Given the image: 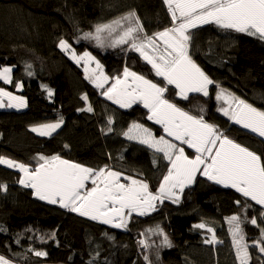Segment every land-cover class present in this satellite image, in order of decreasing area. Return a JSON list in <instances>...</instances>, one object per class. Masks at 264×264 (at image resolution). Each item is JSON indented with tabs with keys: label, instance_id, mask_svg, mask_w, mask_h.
<instances>
[{
	"label": "trees",
	"instance_id": "obj_1",
	"mask_svg": "<svg viewBox=\"0 0 264 264\" xmlns=\"http://www.w3.org/2000/svg\"><path fill=\"white\" fill-rule=\"evenodd\" d=\"M135 10L145 30L151 34L169 26L170 17L162 0H0V66L15 65L13 79L23 83L22 94L27 98L24 111H0V156L23 162L32 167L39 155H60L64 159L92 168L104 165L145 179L153 191L165 173L163 160L153 165V154L146 146L125 139L121 133L133 121L144 124L157 135L159 125L147 120V110L134 104L120 108L108 102L100 90L84 78L77 66L58 47L61 37L73 43L78 52L90 51L103 65L107 75L122 74L125 65L147 78L160 82L151 68L137 53L120 48L99 49L88 42L75 43L82 32L92 31L98 23H107ZM205 27L193 30L190 55L203 71L224 89L264 110V41L232 30ZM32 65L33 76L25 71ZM54 91L49 99L45 87ZM11 90L12 85H8ZM209 97L200 94L187 101L166 95L178 105L192 111L201 104L204 118L218 125L226 135L264 158V143L260 137L228 121L216 109L215 88ZM87 94L93 112L79 111L86 107L81 96ZM200 113H197V115ZM114 123L113 132L105 135L107 118ZM63 117L64 124L51 137L31 131L33 126L55 122ZM68 145L65 148L64 145ZM111 156V159L109 158ZM122 157V158H118ZM21 173L0 165V200L6 194L22 196L34 202L28 209L0 208V255L13 264H145L144 249L137 241L140 233L160 225L171 240L172 248L156 249L148 255L153 264H236L226 218L240 213L236 200L244 201L234 189L213 184L203 176L196 179L179 205L164 202L157 211L144 217L133 216L129 230L114 229L76 213L37 199L30 188L17 181ZM249 203H253L250 202ZM260 206L248 209L249 217L257 216ZM206 222L212 226L222 244H205L209 235L193 225ZM249 243L258 237L259 230L245 224ZM55 232V240L51 234ZM114 237L109 239L108 236ZM40 236L45 240L41 241ZM19 239V243H17ZM159 237L151 241L159 243ZM29 248L45 251L36 257ZM251 264H259L258 250L250 248ZM95 258V259H94Z\"/></svg>",
	"mask_w": 264,
	"mask_h": 264
},
{
	"label": "snow or ice",
	"instance_id": "obj_2",
	"mask_svg": "<svg viewBox=\"0 0 264 264\" xmlns=\"http://www.w3.org/2000/svg\"><path fill=\"white\" fill-rule=\"evenodd\" d=\"M162 4L170 23L161 31L149 34L137 12L131 10L107 23H98L92 31L75 37L76 44L83 41L99 49L120 48L124 52L137 53L150 65L151 72L160 78V82L137 73L127 65L122 74L110 77L90 51L78 52L73 43L63 37L58 41L59 49L82 67L84 78L100 90L106 100L124 109L134 104L142 105L147 110V120L162 129L163 134L157 136L149 127L133 121L121 133L125 139L150 149L153 165L159 160L166 161V171L154 191L139 176L127 175L107 164L92 168L60 155H39L35 158L34 167L0 156V165L21 173L17 182L32 189L37 199L124 231L129 230L133 216L150 215L165 201L179 204L185 189L196 181L199 174L213 184L234 189L245 198L244 201L236 200L240 213L226 218L235 261L236 264H251L252 248L258 250L256 259L259 264H264V158L230 138L218 125L208 122L204 118L203 107L199 109L200 114L194 115L166 95L171 89L172 95L183 101L189 100L190 93L209 97L210 86L215 84L218 89L215 99L222 101L217 111L233 124L264 138V110L221 88L198 66L189 52L192 30L209 24L264 41V0H162ZM14 68L15 65L0 66V82L12 85L19 92L23 83L14 82ZM31 69L32 65L26 63L25 71L29 77L33 76ZM44 87L51 99L54 91ZM81 100L86 107L79 111L93 112L87 94L82 95ZM4 107L19 110L27 107V102L23 96L0 86V108ZM113 123L112 117L108 116L107 126L101 131L105 135L113 132ZM63 124V117H60L55 122L33 126L31 131L42 137H51ZM64 147L69 146L66 144ZM187 149L193 154L189 155ZM0 191L6 192L7 185L0 184ZM254 205L260 206L258 217H249L248 209ZM245 224L259 230L258 237L251 243L246 238ZM193 227L209 234L204 239L205 244L215 246L223 243L208 223L201 222ZM4 231L6 229L0 226V232ZM105 235L108 236L107 233ZM140 235L145 237L137 241L146 253L143 257L145 264H153L147 254L150 249H156V259L159 260L161 249L173 247L159 224L145 229ZM153 236L160 238L159 243L150 240ZM108 238L114 239L112 236ZM39 239L44 241L45 237L40 236ZM51 239L55 240V232ZM28 251L36 257L47 255L45 251L32 248ZM0 264H13V261L0 255Z\"/></svg>",
	"mask_w": 264,
	"mask_h": 264
},
{
	"label": "rangeland",
	"instance_id": "obj_3",
	"mask_svg": "<svg viewBox=\"0 0 264 264\" xmlns=\"http://www.w3.org/2000/svg\"><path fill=\"white\" fill-rule=\"evenodd\" d=\"M205 25H203V26H201V27H204ZM193 31V30H192ZM94 66V65H93ZM150 66V65H149ZM0 86H2V87H4L6 90H8V91H11V92H13L15 95H20V96H23L25 99H26V102H27V98L22 94V91H23V88H22V90L21 91H19V92H17L16 91V89L14 88V89H10L9 87H7L8 85H4L2 82H0ZM211 87V86H210ZM211 90V89H210ZM211 92V91H210ZM196 94L197 93H190V95H189V98H191L192 96H196ZM214 102L216 103V109L219 107V106H221V104H222V101L221 102H218V101H216V99H215V97H214ZM108 102H111V101H108ZM112 103V102H111ZM118 106V105H117ZM201 107H203L201 104H198L197 106H192V111H190L192 114H194V115H197V113H199V109L201 108ZM27 107H25V108H22V109H19V110H17L16 108H8V107H4V108H0V111H2V110H13V109H15V110H17V111H24V109H26ZM204 108V107H203ZM204 114L207 112L206 111V109L204 108ZM187 111V110H186ZM262 139H264V138H262ZM151 151V150H150ZM187 152L189 153V155H192L193 153H192V150H190V149H187ZM151 153L153 154V152L151 151ZM163 163H164V165H163V168H164V170L166 171V161H163ZM4 166V165H3ZM114 169V168H113ZM116 170V169H115ZM125 173V172H124ZM129 175V174H128ZM136 176V175H135ZM163 176V175H162ZM162 176H161V178H162ZM201 176L198 174L197 175V178L196 179H198V178H200ZM205 178V177H204ZM141 179H143V178H141ZM206 179V178H205ZM195 183V182H194ZM193 183V184H194ZM193 184L190 186V187H188V188H186L185 189V191H184V193L182 194V196H181V202L180 203H182V201L184 200V197H185V195H186V193H187V191H189L191 188H192V186H193ZM218 186H220V185H218ZM151 188V187H150ZM152 189V188H151ZM153 190V189H152ZM7 196H6V199L5 200H0V208L1 207H3V208H7V207H11V208H15V209H17L18 210V208L19 209H21V208H24V209H28V207H32V206H34L33 204H34V202L32 201V200H30V199H26V198H24V197H22V196H19V195H14V194H11V193H7L6 194ZM43 202H46V201H43ZM165 202H167V203H169L170 201H165ZM47 203V202H46ZM171 203V202H170ZM179 203V204H180ZM173 204V203H172ZM179 204H174V205H179ZM158 208H160V206H158Z\"/></svg>",
	"mask_w": 264,
	"mask_h": 264
},
{
	"label": "crops",
	"instance_id": "obj_4",
	"mask_svg": "<svg viewBox=\"0 0 264 264\" xmlns=\"http://www.w3.org/2000/svg\"><path fill=\"white\" fill-rule=\"evenodd\" d=\"M205 27H210V28H216L217 30H219L218 29V27L217 26H215V25H212V24H209V25H205L204 27H199V29L200 30H202V29H204ZM198 29V28H197ZM197 29H193V30H197ZM189 51H190V49H189ZM193 58V57H192ZM194 59V58H193ZM203 70V69H202ZM216 90H215V94L214 95H216V92L218 91V89L216 88V86H215V84L214 85H212ZM220 87L221 88H223L221 85H220ZM224 89V88H223ZM227 90V89H226ZM228 92H230V90H227ZM232 93V92H231ZM190 95V94H189ZM239 126V125H238ZM240 127V126H239Z\"/></svg>",
	"mask_w": 264,
	"mask_h": 264
}]
</instances>
